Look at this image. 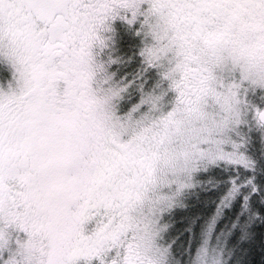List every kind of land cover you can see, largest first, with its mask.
I'll return each mask as SVG.
<instances>
[{"label":"snow or ice","instance_id":"1","mask_svg":"<svg viewBox=\"0 0 264 264\" xmlns=\"http://www.w3.org/2000/svg\"><path fill=\"white\" fill-rule=\"evenodd\" d=\"M0 264H264V0H0Z\"/></svg>","mask_w":264,"mask_h":264}]
</instances>
